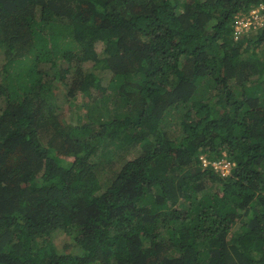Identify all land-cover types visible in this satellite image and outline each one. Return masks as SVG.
<instances>
[{
    "label": "trees",
    "instance_id": "1",
    "mask_svg": "<svg viewBox=\"0 0 264 264\" xmlns=\"http://www.w3.org/2000/svg\"><path fill=\"white\" fill-rule=\"evenodd\" d=\"M259 4L0 0V264H264Z\"/></svg>",
    "mask_w": 264,
    "mask_h": 264
},
{
    "label": "clouds",
    "instance_id": "2",
    "mask_svg": "<svg viewBox=\"0 0 264 264\" xmlns=\"http://www.w3.org/2000/svg\"><path fill=\"white\" fill-rule=\"evenodd\" d=\"M261 8H264V5L259 4L256 8H253L252 10H249L248 12H241V13H238L237 15H235L233 20H232V24H231L233 36H234V30L236 29L235 25L241 26L239 24V21L241 19H242L243 23H246V25L248 24L247 26L252 25L255 28L254 30H257L258 26L264 25L263 22L262 23H256L257 21H259L263 17V16H259V15H264V14H259V9H261ZM247 26H244V25L242 26V33H240L241 37L244 36V34H245L244 30L246 29ZM200 160H201L203 166H212L213 171L216 173H219L222 176L230 175L232 172V169L235 166V162L228 159L227 156H224V157H218L217 156L215 158L210 159L208 156L206 157L205 155H200ZM224 169H226V170H224ZM59 232L66 234L63 231H59ZM59 232H57V233H59ZM54 235H56V233ZM68 237L71 239L73 244L77 247L76 243L73 241L72 236L68 235Z\"/></svg>",
    "mask_w": 264,
    "mask_h": 264
},
{
    "label": "rangeland",
    "instance_id": "3",
    "mask_svg": "<svg viewBox=\"0 0 264 264\" xmlns=\"http://www.w3.org/2000/svg\"><path fill=\"white\" fill-rule=\"evenodd\" d=\"M259 16H263L259 21H257L256 23H262L264 24V15H259ZM247 20V19H246ZM239 24L241 26H238V25H235V30H234V40L237 41L239 39H241V36H240V33H242V26H247L246 23H243L242 22V19L239 21ZM255 28L251 25L247 26L246 29L244 30V36L247 34V33H254L255 31L257 30H254ZM251 33V34H252ZM246 43V41H245ZM102 48H103V45L102 43H98L97 45V51L98 52H101L102 51ZM87 65L89 66V68L94 71L95 73H98L96 72V68H92V62H89L87 63ZM99 76H102L101 73L98 74ZM104 87H106V83H104L103 81L99 83L98 85V88L99 90L97 89V91L100 93L101 90L104 89ZM62 91V90H61ZM59 94L61 95L62 92H59ZM66 111H70V109L68 107H66ZM223 164V163H222ZM226 170V169H224ZM54 238H55V244H56V248L58 247L60 249V251H64V245L66 244H70L69 248L67 251L69 252H75V251H78L77 247L73 244V242L71 241V239L68 237V235L64 234V233H56V235H54Z\"/></svg>",
    "mask_w": 264,
    "mask_h": 264
}]
</instances>
